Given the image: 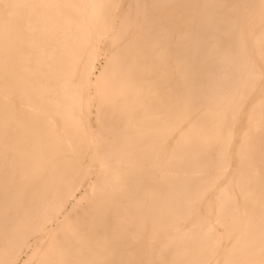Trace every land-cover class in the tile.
I'll list each match as a JSON object with an SVG mask.
<instances>
[{
	"label": "bare ground",
	"instance_id": "1",
	"mask_svg": "<svg viewBox=\"0 0 264 264\" xmlns=\"http://www.w3.org/2000/svg\"><path fill=\"white\" fill-rule=\"evenodd\" d=\"M0 264H264V0H0Z\"/></svg>",
	"mask_w": 264,
	"mask_h": 264
},
{
	"label": "rangeland",
	"instance_id": "2",
	"mask_svg": "<svg viewBox=\"0 0 264 264\" xmlns=\"http://www.w3.org/2000/svg\"><path fill=\"white\" fill-rule=\"evenodd\" d=\"M101 60H102V62L104 61V59H103V58H102Z\"/></svg>",
	"mask_w": 264,
	"mask_h": 264
}]
</instances>
